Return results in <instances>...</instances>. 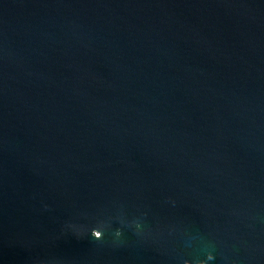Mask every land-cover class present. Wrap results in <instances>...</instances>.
<instances>
[{
	"label": "water",
	"instance_id": "1",
	"mask_svg": "<svg viewBox=\"0 0 264 264\" xmlns=\"http://www.w3.org/2000/svg\"><path fill=\"white\" fill-rule=\"evenodd\" d=\"M199 260L264 264V0H0V264Z\"/></svg>",
	"mask_w": 264,
	"mask_h": 264
},
{
	"label": "clouds",
	"instance_id": "2",
	"mask_svg": "<svg viewBox=\"0 0 264 264\" xmlns=\"http://www.w3.org/2000/svg\"><path fill=\"white\" fill-rule=\"evenodd\" d=\"M91 234H92V236L95 237V238H100V236L97 237V236H95V235L93 234L92 229H91ZM116 234L119 235V234H120L119 231H117ZM212 258H213V257H212V254L209 253V255H208V259L211 260ZM202 262H205V260H199V261L196 262V264H202ZM185 264H192V262H191V261H185Z\"/></svg>",
	"mask_w": 264,
	"mask_h": 264
}]
</instances>
